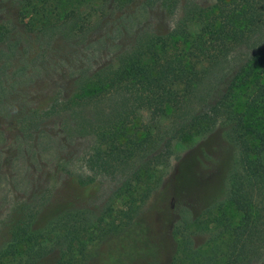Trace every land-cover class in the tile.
I'll return each mask as SVG.
<instances>
[{
    "label": "trees",
    "instance_id": "16d2710c",
    "mask_svg": "<svg viewBox=\"0 0 264 264\" xmlns=\"http://www.w3.org/2000/svg\"><path fill=\"white\" fill-rule=\"evenodd\" d=\"M14 1L28 30L43 37L72 40L83 29H93L90 21L86 27L79 23L77 5L88 0ZM111 1L121 10L135 0ZM254 1L255 6L221 10V20L210 18L212 8L194 4L174 33L148 34L111 74L98 73L79 83L69 99L73 119L68 135L93 137V146L80 159L81 171H59L54 190H41L14 207L5 222L0 264L19 254L28 256L25 264H34L48 241L60 252L58 264L85 263L89 242L119 236L134 224L169 175L173 159H181L177 145L192 146L219 125L227 129L233 156L197 214L187 204L177 205V249L169 264H256L264 259V37L232 74L227 90L217 94L219 100L205 111L201 106L212 97V79L220 74L227 55L251 41L264 23V16L258 25L254 22L256 13L264 15V0ZM160 4L165 13L174 14L179 0ZM9 21L0 16V45L9 42ZM219 21L227 24L230 39L210 52ZM192 24L200 28L190 42ZM195 51L203 56L198 66L194 60L201 56H194ZM186 72L192 81L180 96L153 84L173 82ZM88 109H93L92 117ZM24 121L25 131L37 129V121ZM68 177L71 186L63 182ZM108 180L118 187L105 199L103 185ZM240 198L246 210L234 214L228 205ZM203 234L208 240L199 246L197 237Z\"/></svg>",
    "mask_w": 264,
    "mask_h": 264
},
{
    "label": "rangeland",
    "instance_id": "374dc122",
    "mask_svg": "<svg viewBox=\"0 0 264 264\" xmlns=\"http://www.w3.org/2000/svg\"><path fill=\"white\" fill-rule=\"evenodd\" d=\"M194 4L212 8L214 14L210 18L221 20L217 17L221 10L255 6V1L179 0L175 13L168 14L163 11L160 0H135L121 10H115L111 0H88L77 5L79 23L86 27L90 21L93 29L87 33L83 29L81 35L67 40L30 32L18 15L15 1L0 0V16L10 19L12 30L9 42L0 45V243L5 238L7 217L16 205L41 190H54L59 171L78 173L84 166L80 159L93 146V137L73 139L68 135L69 121L73 119L69 99L79 83L93 80L98 73L111 74L148 34L174 33ZM263 16L255 14L256 25ZM199 26L189 25L190 42ZM225 26L221 21L216 24L210 52L230 39L231 33ZM257 30L251 41L247 40L248 43L224 59L220 74L212 79V97L207 102L205 98L202 111L219 100L217 94L228 88L232 74L254 52L257 40L264 37V23ZM189 45L192 44L181 43L180 47ZM198 55L201 56L200 52L195 51L194 56ZM202 60L203 56L194 62L198 66ZM191 81L186 72L173 82L152 83L171 88L180 96ZM103 104L109 106L110 102ZM87 114L92 117L95 113L88 109ZM26 119L37 121V129L25 131ZM167 123L162 121L164 125ZM177 150L181 159H173L172 170L161 188L142 206L134 224L119 236L99 243L89 242L86 250L90 257L83 264H169L172 261L177 249L173 232L177 205L187 204L196 214L201 210L205 196L215 189L233 156L234 147L226 127L219 125L208 137L192 146L178 144ZM63 182L70 185L69 177ZM103 186L105 199L118 187L111 180ZM228 208L234 214H242L246 202L240 198ZM207 240L208 234H203L197 237V244L204 246ZM42 247L45 253L34 264H58L61 257L55 245L48 241ZM26 259V254H19L6 264H25ZM256 264H264V259Z\"/></svg>",
    "mask_w": 264,
    "mask_h": 264
}]
</instances>
